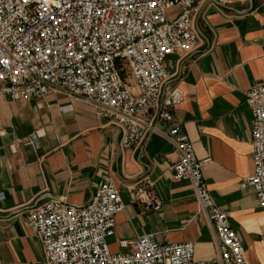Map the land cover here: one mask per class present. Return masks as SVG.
Returning a JSON list of instances; mask_svg holds the SVG:
<instances>
[{
  "label": "crops",
  "instance_id": "1",
  "mask_svg": "<svg viewBox=\"0 0 264 264\" xmlns=\"http://www.w3.org/2000/svg\"><path fill=\"white\" fill-rule=\"evenodd\" d=\"M196 27L197 47L166 57L165 87L185 93L175 113L197 159L207 160L209 192L228 214L249 262L264 264V212L254 189L240 188L253 168L245 92L264 84V0H205ZM120 136L92 105L61 91L0 96V264H46L28 212L50 200L84 206L103 178L114 182L126 205L109 239L113 251L121 250L120 240L151 234L159 243L193 242L196 260L217 255L214 227L192 185L174 178L173 144L154 134L139 147L123 148ZM144 176L155 180L160 212L129 200L128 186Z\"/></svg>",
  "mask_w": 264,
  "mask_h": 264
},
{
  "label": "built area",
  "instance_id": "2",
  "mask_svg": "<svg viewBox=\"0 0 264 264\" xmlns=\"http://www.w3.org/2000/svg\"><path fill=\"white\" fill-rule=\"evenodd\" d=\"M204 1L0 0V96L61 91L82 99L97 117L119 128L123 148L139 147L150 135L164 136L177 154L175 180L190 182L215 232L217 255L211 260H196L191 241L159 243L151 234L120 240L115 252L109 239L126 205L114 182L103 178L84 206L50 200L28 212L27 224L41 242L46 264H251L228 214L209 192L203 176L207 160L197 159L176 116L185 93L165 87L166 57L197 47L196 17ZM245 101L252 114L253 168L240 188L252 187L264 212V84L249 88ZM127 192L131 203L161 211L151 177L129 185Z\"/></svg>",
  "mask_w": 264,
  "mask_h": 264
}]
</instances>
